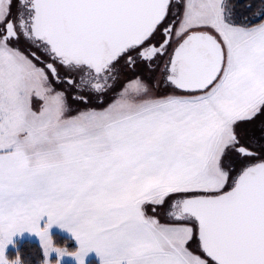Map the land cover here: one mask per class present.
I'll list each match as a JSON object with an SVG mask.
<instances>
[{
	"label": "snow or ice",
	"instance_id": "1",
	"mask_svg": "<svg viewBox=\"0 0 264 264\" xmlns=\"http://www.w3.org/2000/svg\"><path fill=\"white\" fill-rule=\"evenodd\" d=\"M25 237L264 264V0H0V264Z\"/></svg>",
	"mask_w": 264,
	"mask_h": 264
},
{
	"label": "trees",
	"instance_id": "2",
	"mask_svg": "<svg viewBox=\"0 0 264 264\" xmlns=\"http://www.w3.org/2000/svg\"><path fill=\"white\" fill-rule=\"evenodd\" d=\"M54 235L57 236V239L64 246H67L69 248H74L77 246L74 241L72 242L71 240H67L66 235L58 234V233ZM14 254L15 253H13V255ZM19 254L22 260L25 262V264H41V249L39 247V244L36 238H25L21 242ZM65 264H73V263L65 262ZM86 264H100V259L92 258L86 261Z\"/></svg>",
	"mask_w": 264,
	"mask_h": 264
},
{
	"label": "crops",
	"instance_id": "3",
	"mask_svg": "<svg viewBox=\"0 0 264 264\" xmlns=\"http://www.w3.org/2000/svg\"><path fill=\"white\" fill-rule=\"evenodd\" d=\"M52 233L53 235L58 233V234H63V235H67L66 233L63 232V230H61L59 228V226H53V229H52ZM25 238H28V237H25ZM34 238V237H33ZM92 258H97V259H100L97 254L95 252H92L90 253L87 257H86V261L92 259ZM65 262H72L70 259L66 258V261ZM73 263V262H72Z\"/></svg>",
	"mask_w": 264,
	"mask_h": 264
},
{
	"label": "rangeland",
	"instance_id": "4",
	"mask_svg": "<svg viewBox=\"0 0 264 264\" xmlns=\"http://www.w3.org/2000/svg\"><path fill=\"white\" fill-rule=\"evenodd\" d=\"M144 75H147V73H143ZM124 83V76L122 75L121 76V81L119 82V83H117V85H116V90H119L120 88H121V86H122V84ZM112 96H110L109 98H107L108 100H109V102H110V98H111ZM70 104L72 103L71 102V99H70ZM74 106H77V107H82V106H79V105H74ZM64 246V245H63ZM10 247H12L11 245L9 246V248ZM71 249V248H70ZM70 263H72V262H70Z\"/></svg>",
	"mask_w": 264,
	"mask_h": 264
},
{
	"label": "flooded vegetation",
	"instance_id": "5",
	"mask_svg": "<svg viewBox=\"0 0 264 264\" xmlns=\"http://www.w3.org/2000/svg\"><path fill=\"white\" fill-rule=\"evenodd\" d=\"M57 87H58V88H59V87H67V85H63V86H61V85H57ZM110 96H113V93H109V97H110ZM109 97H107V98H109ZM107 98H106V99H107Z\"/></svg>",
	"mask_w": 264,
	"mask_h": 264
}]
</instances>
